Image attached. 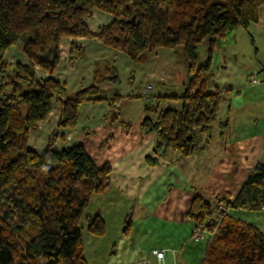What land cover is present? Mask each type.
Segmentation results:
<instances>
[{
    "label": "trees",
    "instance_id": "16d2710c",
    "mask_svg": "<svg viewBox=\"0 0 264 264\" xmlns=\"http://www.w3.org/2000/svg\"><path fill=\"white\" fill-rule=\"evenodd\" d=\"M263 6L264 0H0V264H87L84 230L96 237L107 231L101 216L87 213L93 197L110 187L111 166H99L83 146L59 149L57 144L65 139L61 130L77 127L84 104L105 100L104 81L118 83L119 76L110 65L104 71L97 65L93 83L72 95L65 83L38 79L37 69L50 76L56 72L62 42L95 40L136 63L158 50H173L186 67L185 92L146 103V111L157 118H146L141 128L155 134L156 153L190 158L203 137L210 143L217 123L222 130L229 126L219 120L223 92L208 90L203 79L216 44L257 23ZM96 12L112 20L93 33L88 23ZM19 43L27 63L11 65L7 53ZM204 43L209 59L201 65L198 47ZM85 57L83 49L71 47V61ZM131 100L117 94L110 105ZM166 101H180L181 110L160 109ZM55 106L58 131L42 153L29 149L32 132ZM220 205L228 211H264V161L235 198L196 196L187 214L194 224L207 226L202 264H264V235L258 228L229 214L222 215L217 229L209 225ZM130 226L128 221L125 234Z\"/></svg>",
    "mask_w": 264,
    "mask_h": 264
},
{
    "label": "crops",
    "instance_id": "0c3cea01",
    "mask_svg": "<svg viewBox=\"0 0 264 264\" xmlns=\"http://www.w3.org/2000/svg\"><path fill=\"white\" fill-rule=\"evenodd\" d=\"M110 22L111 19L104 13L98 12L88 24L90 31L97 33ZM242 30L227 36H232L233 42L243 36L237 32L251 37L261 62L247 67L244 65L238 76L226 78L221 88L214 82L213 88L222 91L224 97H234L225 99L219 114V120L229 126L222 130L217 123L210 143L207 144V139L203 137L198 150L190 158L172 151L156 153L155 134H147L141 128L146 118H157L146 111V103H155L159 97H181L185 91L182 94L179 91H160L153 95L154 86L151 84L147 85V89L149 86L152 88L145 91H113V84L122 82L116 65L121 55L114 51L110 53L103 49L107 47L98 42L101 47L97 41L87 38L62 42L60 64L51 77L37 69L41 79L53 78L65 83L70 93L93 83L97 65L102 71L110 65L119 76L118 83L106 80L101 85L104 101L86 103L81 107L75 129L61 130L65 139L60 142L74 145L61 149L83 146L99 166L109 164L112 168L110 187L104 194L93 197L88 210L89 217L99 215L103 218L107 231L104 236L96 237L84 230V259L87 264H135L141 260L157 264L154 256L157 250L165 251L166 264H202L208 235L200 242L192 238L194 223L187 218V214L193 199L196 196L205 199L223 196L232 200L256 164L264 161V83L256 86L249 84L254 75L259 79L264 77V6L260 9L258 22ZM227 36L223 42L228 40ZM73 45L85 51L84 60H70ZM234 47L229 44L231 50ZM6 61L14 65L7 58ZM182 62L173 50L161 49L138 64L147 71L145 79L160 84H166L164 79H167L172 84L179 72L177 64ZM224 63H228L226 58ZM239 77L242 83L246 79L247 85L239 86ZM187 79L188 76L185 81ZM227 81L229 84H226ZM248 88L254 90L246 91ZM117 94L121 95L122 101L127 98L132 100L127 104L110 105ZM181 108L180 101H166L160 109L179 111ZM59 114V108L55 106L49 117L40 123L39 129L32 132L30 141L36 135L42 137L58 131ZM147 157L157 164H149ZM228 214L255 226L264 235V211H229ZM128 221H131V226L125 234Z\"/></svg>",
    "mask_w": 264,
    "mask_h": 264
},
{
    "label": "rangeland",
    "instance_id": "374dc122",
    "mask_svg": "<svg viewBox=\"0 0 264 264\" xmlns=\"http://www.w3.org/2000/svg\"><path fill=\"white\" fill-rule=\"evenodd\" d=\"M104 15L105 17L110 18L112 20V18L109 15L107 14H104ZM240 31H243V30L240 29ZM240 33L243 35L241 36L240 40L236 39L233 42L231 40L232 36H227V38L229 37L228 40H226L228 42L221 41L220 44L215 47L212 53L209 72L205 74L203 77V79L207 81L208 90H212V91L215 90V88H213L214 82L215 84H217L219 88H221L220 86L224 84V81L226 78L232 79L234 76L237 77L238 73L241 72L240 69H242L243 67L252 66L255 63L261 62V56L257 55L255 48L252 45L251 37H247L246 35H244L243 32H237V34H240ZM229 44L233 46L235 45L233 49L234 51L231 50V48H229ZM97 45H100V44L98 43ZM100 46L103 47L102 45ZM103 49H107L108 51H110V53L113 52L109 48H103ZM119 55H121L119 56L120 60L117 61L116 65L121 74L120 79L122 82H120L119 85L113 84V88L115 89L113 91H124V92L145 91L147 89V85L149 84L154 86V89L152 90L153 95H157V93L160 91H166V92L167 91H175V92L179 91L181 92L180 94H182V92L185 91L186 89L185 84L187 82L185 80H186L187 73H186V67L184 66V64H182L183 62L180 64H177L179 72L175 75L176 79L174 83L170 84L171 83L170 81H168L167 79H164L166 84H160V83L154 82L153 80L145 79L147 71L145 68H143L144 66H141L138 63L132 62L130 58L126 56L125 54L119 53ZM198 57H199V63L201 65L205 64L207 60L209 59V49L206 43L200 44V46L198 47ZM6 58L8 61L12 62L13 64L26 63L27 58L23 53L22 43L12 46L10 50L8 51ZM224 58H226L228 62L227 65H225L224 63ZM121 59L122 60L125 59V62H123L124 60L122 61ZM36 76L38 79H41V73H39L38 71L36 73ZM237 80L240 82L241 78L239 77V79ZM239 82L237 83L238 85L240 84L239 86H242L243 84L247 85L246 79L244 80V83L242 82L239 83ZM226 84H229V81H227ZM253 90L254 89L248 88L246 91H253ZM235 91H238V90H235ZM72 94L73 93H71L70 95ZM235 95L236 93H234V96ZM228 97L234 99L233 95H229ZM228 97L225 95V99H229ZM44 134H46V132H44ZM49 135L48 133H47V136L43 135L42 137L41 135L39 136L36 135L29 142V149H32L38 153H42L44 148L48 144ZM62 143L63 142H58L57 146L59 149H61L63 146L65 148L74 146L72 143H65V144H62ZM228 213L229 211L227 210L226 214ZM88 215H90V212L87 213V216ZM83 225H85V222H83ZM200 245L202 246V244Z\"/></svg>",
    "mask_w": 264,
    "mask_h": 264
},
{
    "label": "built area",
    "instance_id": "2783aa9c",
    "mask_svg": "<svg viewBox=\"0 0 264 264\" xmlns=\"http://www.w3.org/2000/svg\"><path fill=\"white\" fill-rule=\"evenodd\" d=\"M264 83V77H262V79H259L257 77V75H254L250 78L249 80V84L251 86H256V85H260ZM152 87L149 86L147 90H150ZM144 99L146 101H148V99L146 98V96L144 97ZM227 210L225 208V206L220 205L219 206V210L213 214V218L210 220L209 225L215 227V229H217L219 227V223L222 220V215L226 214ZM206 235H208L207 232V226L204 225H199V224H194V233H193V240L195 242H200L203 241L206 237ZM208 237V236H207ZM209 241V238H207ZM208 243V242H207ZM154 256L155 259L157 261V264H166L165 263V251L164 250H157L154 252ZM135 264H151L149 261H145V260H141L136 262Z\"/></svg>",
    "mask_w": 264,
    "mask_h": 264
},
{
    "label": "water",
    "instance_id": "95a60500",
    "mask_svg": "<svg viewBox=\"0 0 264 264\" xmlns=\"http://www.w3.org/2000/svg\"><path fill=\"white\" fill-rule=\"evenodd\" d=\"M54 167L50 166L49 171H53Z\"/></svg>",
    "mask_w": 264,
    "mask_h": 264
}]
</instances>
